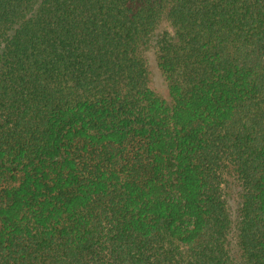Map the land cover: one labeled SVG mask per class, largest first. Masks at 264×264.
Instances as JSON below:
<instances>
[{
	"label": "trees",
	"instance_id": "16d2710c",
	"mask_svg": "<svg viewBox=\"0 0 264 264\" xmlns=\"http://www.w3.org/2000/svg\"><path fill=\"white\" fill-rule=\"evenodd\" d=\"M0 264H264V0H0Z\"/></svg>",
	"mask_w": 264,
	"mask_h": 264
},
{
	"label": "rangeland",
	"instance_id": "374dc122",
	"mask_svg": "<svg viewBox=\"0 0 264 264\" xmlns=\"http://www.w3.org/2000/svg\"><path fill=\"white\" fill-rule=\"evenodd\" d=\"M149 59H150V62L152 64L153 68H154V71L156 73V75H155V83H156V85L159 88H161L164 85V82H163L164 79H163V76L161 75V72H160L158 66H157V61L155 59V54L152 51L149 52Z\"/></svg>",
	"mask_w": 264,
	"mask_h": 264
}]
</instances>
